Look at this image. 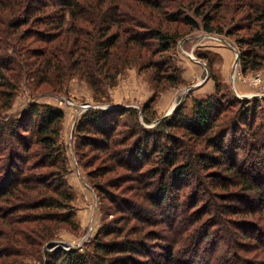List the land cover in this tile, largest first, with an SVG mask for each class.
I'll return each mask as SVG.
<instances>
[{
    "label": "trees",
    "instance_id": "obj_1",
    "mask_svg": "<svg viewBox=\"0 0 264 264\" xmlns=\"http://www.w3.org/2000/svg\"><path fill=\"white\" fill-rule=\"evenodd\" d=\"M185 1L179 0L178 5L183 6ZM130 7L139 13H145V8L154 12L151 20L162 18L140 22L137 16L125 11ZM181 8L173 12L163 0H0V103L9 108L25 65L27 77L36 76V89L45 86L56 93L59 89L54 83L69 75L68 70L79 72L95 89L100 88L96 75L112 85L121 72L119 66H114L119 45L125 42L129 53L131 44L146 39L136 33L130 36L131 25L141 32L150 31L147 34L154 44L147 47L151 55L149 67L156 75L165 71V62L153 64L152 58L179 42L177 30L175 35L169 34L170 24L200 27L192 16L183 17ZM194 14L203 15L196 9ZM202 17L203 30L223 32L221 27L212 26L209 14ZM256 21L258 30L247 41H239L250 45L249 49L239 51L245 72L260 69L264 60L255 50L264 47V3ZM42 24L49 30L32 31L31 27ZM33 36L34 42L43 45L26 49L25 43ZM3 45L14 48L18 55L12 54L13 50L1 51ZM129 55L121 61L124 65L135 57L134 52ZM96 61H101L96 65L102 64L98 69L92 65ZM29 66L33 71L29 72ZM162 75H166L167 83L175 85L177 76ZM211 76L215 95L195 99L191 117L178 107L170 118L145 129L138 115L144 114V108L139 111L119 106L91 108L80 124L77 121L74 131L85 140L81 146L107 150L115 160L114 168L136 171L141 200L158 210V219L147 217L141 203L110 193L107 183L96 181L100 170L91 171L87 175L98 195L104 200L113 195L117 212L127 211L150 230L136 226L123 232L124 226L107 225L89 242L91 248L88 244L83 251L56 247L47 253L48 264H264V260L252 261L238 252L264 251V226L260 224L264 222V97H225L216 76ZM232 107L237 108L236 112L226 117L224 113ZM16 114L15 118L0 116V168L2 160H6L5 175L0 180V203L5 204L0 208V225L7 223L5 232H12L1 245V258L19 255L25 247L39 248L51 238V223L70 220L74 214L73 196L63 176L66 155L62 153L64 148L55 146V127L62 119V111L30 102ZM124 116L132 120L124 122ZM143 119L145 123L152 121L147 115ZM120 125L126 130L125 137L123 141L113 140L119 135ZM20 128L25 135L29 134L28 142L24 139L27 136L18 132ZM180 128L189 134L191 143L185 141V134L173 132ZM18 139L23 141L22 151L13 150ZM121 144L127 147L117 148ZM32 145L36 151L29 154ZM197 145L204 150L196 152ZM153 154L157 160L153 161ZM34 157L39 158L38 162H30ZM40 169L41 172L37 171ZM139 171L148 172L145 175ZM155 177L158 181L152 182ZM40 224H44L45 232L37 228ZM156 228L162 233L154 231ZM226 228L233 230V234L241 232L242 238L255 247L234 240L231 243L230 236L224 239L221 232ZM222 239L224 249L218 245Z\"/></svg>",
    "mask_w": 264,
    "mask_h": 264
},
{
    "label": "rangeland",
    "instance_id": "obj_2",
    "mask_svg": "<svg viewBox=\"0 0 264 264\" xmlns=\"http://www.w3.org/2000/svg\"><path fill=\"white\" fill-rule=\"evenodd\" d=\"M163 2L173 12L179 11V7H182L180 11H182L183 14L181 15L183 17L192 16L196 19L197 23L200 24L199 28L193 29L185 25L170 24L168 32L172 36L175 35V30H177L176 33L180 35V37H178L179 42H175V45L171 46V48L167 52L161 54V56L157 53L152 58L153 64L165 62V71L161 70L162 72H156V75L154 70L149 67L151 55L147 47H153L151 44H154L147 34L150 33V31L146 30L145 32H141L140 29L131 25L130 36L136 33L138 36L144 35L141 37L146 39L140 38L138 39L137 45L131 44V52L135 53V57L132 58L130 63L125 65L121 61H123L124 56H131L129 55L131 52L126 53L127 44L125 42L119 45L116 50L117 55L114 66H119L121 72L117 75L112 85L96 75L100 88L95 89L89 84L85 77L79 74V72H71L68 70L67 72L69 75L63 78L61 82L55 80V87L59 89L56 93L45 86L44 88L40 86L36 89L34 84V78L36 76L27 77V66L25 65V68L22 70L23 76L20 77L17 84L18 90L10 100L9 108L5 109L0 103V116L2 117L12 115L14 118L17 117L16 113L25 109L30 102H35L40 106L48 104L62 111V119L58 122L57 127H55L58 132L55 146L62 149L64 148L62 153L66 155V171L63 176L73 196L71 205L73 206L72 212L74 213L70 220L67 218V221H56L55 223H51V238H49L46 243L43 242L44 244L39 248L37 246L32 248L25 247L26 249L19 255L9 256L8 258H1L2 255L0 251L1 264H48L47 253L54 251L53 249L56 247L61 246L65 249L74 248L83 251L84 248H86V244L89 245V242L93 240L97 233L107 225L113 227V224H116L118 228L124 226L123 232L128 231L130 227L136 226L141 227L143 230H147V232L150 230L149 227H143L142 222H140V220L138 222V219H135V216H132L127 211L117 212V201L112 198L113 195H111V197L107 196L105 200L102 199L90 184V179L87 174L91 171L100 170L101 176L96 181H101L102 185H106L107 183L106 189H108L110 193L141 203L143 209L146 211L145 215H147V217L149 216L150 219L152 218L155 220L158 219V217H156L158 216V212H156L158 210L153 209L141 200L140 195L142 193L138 192L140 177H138L135 170H130L128 167L114 168L113 164H116L115 160H113L111 156L112 153L107 150H99L91 146H81L85 140H83L81 133L76 130L74 131V128L77 121L79 124L81 123L80 120L84 113L88 111L82 110V107L93 105L100 107L106 106L108 109H113L115 106L117 108L119 106H132V108L134 107L139 111L140 108H144V114H141V112L138 113L140 116L139 121L145 129H148L170 118L172 115L171 113L178 107L182 108L184 114L191 117V110L195 99H206L209 95H215V83L211 74L216 76L220 83V90L225 97L230 98L231 95H234L235 97L246 100L264 97V60H262L260 69L245 72L242 68L243 61L239 53L241 49L246 50L250 47V45L248 46L239 41H247L250 35L258 30L257 26H259V24L256 21V16L264 0H186L183 6L178 5L179 0H163ZM130 3L134 4V2ZM219 4L221 5L218 6ZM195 9L202 13V16L209 14L210 17L213 18L211 22L212 26L216 29L221 27L223 32L216 33V31L207 32L203 30V17L195 16ZM125 11L129 13V15L137 16L140 22L144 23H149L154 16V12L147 8L144 10L145 13L136 12L132 7ZM161 18L160 16L151 21H159ZM67 22H69L68 18ZM66 25L69 27V24ZM31 29H33L32 31L38 29L49 30L45 24H42L38 28H36V26L31 27ZM112 32H116L115 29H113ZM213 37H217L218 39ZM35 38L36 37L33 36V38L28 39L25 43L26 49L41 47L43 45L40 42H34L35 40L33 39ZM219 38L226 39L231 45L225 44ZM251 48L253 50L252 46ZM12 50V54L14 53L17 56L18 52L16 53L14 48L7 47V45H3V50L1 51L10 53ZM255 50L260 56L264 57V47H257ZM237 53L238 62L233 74V64ZM193 56L201 60L205 66L202 62L193 59ZM21 59L24 60V57L22 56ZM119 59L121 60L119 61ZM98 62L101 61H96L92 64L94 69H98V66L102 65H96ZM207 63H209V67ZM66 64L70 66L71 63L68 62ZM28 68H30V66ZM32 69L30 68L29 72L33 71ZM161 74H172L177 76L175 85L167 83L164 78L166 75L161 76ZM159 81L161 84L160 86L158 85ZM219 98L221 97L219 96ZM173 107L175 108L170 112ZM236 110L237 108L235 109V107L229 108L224 115L226 117L231 116ZM168 113L169 115H166ZM144 115L152 118V121L145 123L143 121ZM123 120L124 122H130L132 119L128 116H124L122 121ZM118 130H120L119 135L114 137L115 139L113 140L119 141L121 139V141H123L126 130L122 125L119 126ZM18 132L24 137L27 136L23 138L27 142L29 141L28 133V135H25L21 128ZM173 132H176L177 135L185 134V141L191 143V138L188 137L189 134L184 129L180 128ZM82 135L84 136V134ZM138 138L139 135H137V140ZM33 139L35 138L33 137ZM22 143L23 141L18 139L15 145H13V150L16 151L17 149L22 151ZM201 145H197L196 152L204 150ZM126 147V145L122 146L121 144L117 148L125 149ZM35 151L36 147L32 145L29 154ZM2 155H4V153ZM155 157V154H153V161L157 160ZM38 160V157H34L31 158L30 162L34 161L36 163ZM5 161L4 158L0 168V180H2L5 175L3 166ZM151 163L147 165L146 168H149ZM105 166H108L106 168L107 170L111 168L112 171L110 170L102 174V171H106V169H104ZM146 168L145 170H148ZM41 170L42 169L37 171L41 172ZM144 172L148 171H139V174H145ZM146 177L148 178L149 176L147 175ZM156 179L157 177L152 178L151 181L153 182ZM108 183L114 184L115 187L109 186ZM137 184H139V187ZM141 192L144 191L142 190ZM4 205V203H0V208H3ZM239 205L240 204L237 206L239 207ZM211 211L213 210L211 209ZM260 224L264 226V222ZM42 225L44 224H40L37 228L45 232V228ZM160 228L161 227H158V229ZM6 229L7 223H4L2 226L0 225V250L1 245L7 240V236L10 235L9 233H12L9 231L5 232ZM158 229L156 228L154 231L162 233L161 230ZM221 235L226 240H228L230 236L231 239L229 241L231 243H233L234 240L236 243L243 244L246 247H255L253 243L249 245L250 241L243 239L239 231L233 234V230L226 228L225 231L223 230L221 232ZM132 237L136 238V236ZM10 238L13 239L14 237L10 236ZM224 242L225 241L222 239V242H219V244L216 243L220 246V249H222V247L224 249ZM78 244H80L79 247L75 248ZM89 248H91V245H89ZM246 251L243 249L238 252L240 256L248 257V259L252 261L255 259L264 260V255H261L264 251L260 249H248Z\"/></svg>",
    "mask_w": 264,
    "mask_h": 264
},
{
    "label": "water",
    "instance_id": "obj_3",
    "mask_svg": "<svg viewBox=\"0 0 264 264\" xmlns=\"http://www.w3.org/2000/svg\"><path fill=\"white\" fill-rule=\"evenodd\" d=\"M213 38L218 39L217 37H213ZM219 39H221V41L224 42L225 44H227V45H231L226 39H224V38H219ZM184 41H185V40H184ZM193 59L202 62L201 60L197 59V58L194 57V56H193ZM237 62H238V53H237V55H236L235 62H234V64H233V71H232L233 74H234V72H235V69H236L235 67H236V65H237ZM202 63H203V62H202ZM203 64H204V63H203ZM204 66H205V64H204ZM131 107H132V106H131ZM91 108H107V107H106V106L100 107V106L89 105L88 107H82V110H89V109H91ZM113 108H117V107L115 106V107H113ZM174 108H175V107H173V108L170 110V112H171ZM170 112H169V113H170ZM169 113L166 114V115H169Z\"/></svg>",
    "mask_w": 264,
    "mask_h": 264
},
{
    "label": "built area",
    "instance_id": "obj_4",
    "mask_svg": "<svg viewBox=\"0 0 264 264\" xmlns=\"http://www.w3.org/2000/svg\"><path fill=\"white\" fill-rule=\"evenodd\" d=\"M80 244H81V243H80ZM80 244H78L75 248L79 247Z\"/></svg>",
    "mask_w": 264,
    "mask_h": 264
},
{
    "label": "bare ground",
    "instance_id": "obj_5",
    "mask_svg": "<svg viewBox=\"0 0 264 264\" xmlns=\"http://www.w3.org/2000/svg\"><path fill=\"white\" fill-rule=\"evenodd\" d=\"M74 104V103H73Z\"/></svg>",
    "mask_w": 264,
    "mask_h": 264
}]
</instances>
